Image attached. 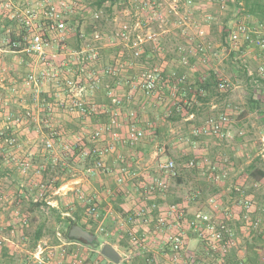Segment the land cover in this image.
<instances>
[{
    "label": "rangeland",
    "instance_id": "rangeland-1",
    "mask_svg": "<svg viewBox=\"0 0 264 264\" xmlns=\"http://www.w3.org/2000/svg\"><path fill=\"white\" fill-rule=\"evenodd\" d=\"M8 1L12 8L3 6ZM67 1L74 6L66 14L69 31L62 41L50 36L46 48V64L57 66L58 71L54 79L49 76L36 87L27 83L28 76L38 74L45 65L37 56L13 49L11 43L23 33L21 12L41 0H0V240L5 244L0 264H113L100 255L104 244L118 252V264H148L147 259L152 260L150 264H170V252L159 246L152 223V248L130 244L126 210L133 212L146 204L139 185L144 177L163 176L156 165L171 160L178 177L167 178L168 189L159 202L186 203L193 212L207 210L208 198L216 197L221 204L219 216L233 218V199L228 198L233 191V167L254 165L263 176L249 171V178L264 179L260 157L264 131L261 122L248 115L247 100L253 93L246 89V72L260 74L259 69H264L249 54L263 58L264 52L255 46L234 52L225 43L234 22H250L228 5L229 0H106L100 8L98 0ZM124 24L129 27L130 41L136 35H156V47L144 46L143 51L148 50L144 59L134 56L130 41L124 43L116 36ZM94 33L98 39L91 37ZM90 48L98 50V57L85 60ZM80 49L86 51L84 57L77 55ZM151 69H157L161 79L154 94L147 97L140 89V77ZM210 74L216 84L197 92V84ZM218 81H226L230 89H219ZM21 102H32L33 108H23ZM75 102L93 107L94 112L83 114ZM116 112L115 126L104 132ZM221 115L228 118L223 127L227 137L198 133L207 127L209 118ZM241 116L246 119L239 123ZM132 128L142 136L130 145L126 136ZM99 130L101 137L94 140ZM109 146L114 152H105ZM98 150L104 152L103 168L97 164ZM192 160L195 165L189 168ZM207 162L217 166L212 175L219 176L217 182ZM123 167L133 179L127 177L118 185L115 172ZM70 179H78V185L57 189ZM259 193L253 203L262 209ZM93 205L96 220L88 211ZM74 214L79 219L76 226H85L95 236L93 242L66 239ZM256 217L252 221L256 231L250 233L254 235L264 227V218ZM243 221L250 229L251 219ZM40 225H44L43 235L35 243ZM246 233L239 234L241 247ZM38 246L39 261L34 257ZM197 246L190 242L179 264H191L192 252L208 258Z\"/></svg>",
    "mask_w": 264,
    "mask_h": 264
},
{
    "label": "built area",
    "instance_id": "built-area-1",
    "mask_svg": "<svg viewBox=\"0 0 264 264\" xmlns=\"http://www.w3.org/2000/svg\"><path fill=\"white\" fill-rule=\"evenodd\" d=\"M190 3V1H189ZM5 8H12L11 3L8 1L3 5ZM240 6V4H239ZM241 7V6H240ZM74 6L68 3L67 0H41L40 3L36 5L26 6L25 9L20 14V23L23 28V33L18 37L17 40L12 41L11 46L13 49L19 52H25L28 54H33L38 57L45 68L40 70L38 74H30L27 79L28 84H33L38 87L43 84L44 81L51 76L53 79L54 73H57V66H52L51 64H46L47 59V47L49 45L50 36H56L55 40L62 41L65 33L69 31L66 26V14L71 13ZM238 11H243V8H238ZM97 18V15H95ZM116 36L124 43L130 40L129 27L124 24L122 28L118 31ZM79 37L84 38V34H80ZM94 39H98V34L94 33L91 35ZM156 35H148L145 38L136 35L134 39L130 41L129 47L133 49L134 56H141L144 51L143 48L146 45H152L156 47L157 45ZM225 43L234 52L240 49L249 48L252 46L258 47L260 50L264 51V24L262 23H244V22H234L233 28L227 30V36ZM199 51H203V48L199 47ZM77 55H82L86 53L85 50L80 49L76 51ZM85 60H94L98 57V50L96 48H90L87 52ZM57 57V55H54ZM184 64H186L185 59L182 58ZM60 66V65H59ZM58 66V67H59ZM51 73H53L51 75ZM259 73L264 76V69L260 68ZM140 89L143 94L152 96L157 89V85L160 77V72L157 69H151L148 72H143L141 74ZM185 77H182L179 81H183ZM70 84H72L70 82ZM218 88L227 90L230 89L231 85L226 81H220L218 83ZM80 112L90 116L94 112V108H84L79 102L74 103ZM118 104V102H117ZM118 117V112L110 118L111 125L105 128L104 132H109L111 128L115 126L116 119ZM192 118V116H191ZM228 123V118L225 115H221L218 119L209 118L206 122V128H201L198 131L199 134H208L218 138L227 137V133L224 131V126ZM101 135V130L97 131L93 135L94 140H98ZM114 139H118L117 134H113ZM142 133L131 129L126 136V141L130 145H133L136 141L140 139ZM262 152L261 159L264 162V137L262 138ZM50 147V144H48ZM109 152H114V147L109 146ZM85 156L87 153H83ZM104 152L96 151L98 159V167H105L101 162ZM120 162L124 160L118 158ZM194 161L188 163L189 168L194 167ZM209 169L211 171V178L213 181H218L219 176L214 175L217 171V166L207 162ZM156 170L163 176H158L155 178L144 177L143 182L139 185L141 189L140 196L143 197V201L146 204L142 207H137L132 213L127 212L129 215L128 222L131 225L127 229V235L130 240V244L137 248L150 249V224L152 223V233L159 237V246L164 249L169 250V263L179 264L180 255L188 252L189 243H198L197 248H202L204 254L208 258L204 259L200 257L196 252H192L190 256L191 264H245L243 260H237V262H229L228 259L230 254L236 249L237 237L235 230L232 226L233 218L230 214H225L219 216L221 210V204L217 201L216 197H210L206 201L205 205L207 210L201 208L196 209L193 212L187 210L186 203L182 204H166L161 203L159 200H163V194L168 189L167 178H176L178 173L176 167L171 160H166L165 162H158L156 165ZM111 173V172H110ZM115 182L118 185L124 183L128 178L133 179L129 172L123 167L114 176ZM256 188H260L264 194V187L260 185H255ZM242 210L244 211V219L248 220L249 214L253 211V202L249 199L244 200L240 203ZM90 211L94 220H96V206L93 205L88 209ZM140 223L142 230L138 232L135 226ZM258 222L254 223L257 225ZM264 223V220H263ZM251 224V222H250ZM253 226V223L251 224ZM185 229L186 231H184ZM61 237V234H57ZM3 240H0V254L4 247ZM196 249V248H195ZM37 254L34 257L39 261V255L41 248L38 246ZM148 264L152 263V260H146ZM185 263V262H184ZM188 264V263H185Z\"/></svg>",
    "mask_w": 264,
    "mask_h": 264
},
{
    "label": "crops",
    "instance_id": "crops-1",
    "mask_svg": "<svg viewBox=\"0 0 264 264\" xmlns=\"http://www.w3.org/2000/svg\"><path fill=\"white\" fill-rule=\"evenodd\" d=\"M234 1L235 0H229L227 3L229 6H233V10H235V5H234ZM239 4H242L241 2H239ZM247 8L251 10V13H247L246 17L248 19V22L251 24L254 23H262L264 24V0H250V2L247 3ZM254 50V48H252L250 50V52L248 51V53H252V51ZM259 51V50H258ZM264 52V51H263ZM264 55V54H263ZM255 55H251L249 54V57L252 58V60L254 61V63L260 65V66H264V57L263 58H259ZM16 59V58H15ZM263 68V67H262ZM247 73V83H246V89H252L251 92L253 93L252 95H250L251 98H249V100H253L256 101L259 109H250L248 112V115L250 117H254L255 120H258L261 122L262 127H263V131H264V113H263V109H264V76H261L260 74H256L255 70L248 71ZM262 87V88H261ZM260 88V89H259ZM259 89V90H256ZM262 90V91H261ZM257 92L260 94H257ZM262 95V96H261ZM249 100H247V103L249 104ZM247 104V105H248ZM19 105H21L23 108L27 107L28 109H30L29 107L32 106V102H21ZM33 108V107H31ZM193 115V114H191ZM97 118V117H95ZM239 123L244 121L246 119L243 118L242 116L239 117ZM119 151V150H117ZM127 153V152H125ZM129 154V153H127ZM253 166L255 169H258L257 167ZM251 166H247L246 168H243L242 166H235V168L233 167V186L231 190L230 194H229V199L232 200L233 199V229L235 230V234L238 240L239 234L240 233H246L247 235L244 234V236L242 237H246L245 240V245L244 247L240 246V242L237 241L238 245L236 247V249L233 250L232 254H233V259L229 257L228 261L229 262H237V260H243L245 262V264H264V227H262L263 229L260 230V232H257V235L254 234H250L252 230L256 231V228L253 226L252 227V221L255 220L258 216H260L261 218H264V208H259L257 207V205H255V203H253V211L252 213L249 214V219H251V224L250 225V229L248 227L245 226L244 221V211L242 210V207L240 205V203H242L244 200L249 199L253 202V200L255 199V193H259V188H256L255 185H260V186H264V179L260 180V181H256V180H251L249 178V167ZM235 169V171H234ZM116 174L118 173L117 171L115 172ZM256 174H261V172H258ZM264 178V177H262ZM101 181V180H100ZM78 182V179H70L68 181H66L65 183H61L58 186V190H60L61 188H63L64 186L68 185L71 188H74L75 186H77L78 184H76ZM102 183H107V181H103ZM101 183V184H102ZM199 193H195L193 195V197H190L189 200H187V203L189 204L193 199H195V197L198 195ZM261 195V198L264 202V194L259 193ZM187 205V204H186ZM264 207V205H263ZM130 209V208H129ZM137 209V207H136ZM126 210V208L124 209ZM135 210V208H134ZM133 210V211H134ZM261 210L260 215L258 214V212ZM129 210H126V213ZM132 213V212H130ZM107 213H105L106 215ZM240 217L239 220H234V219H238ZM247 223V222H245ZM247 225V224H246ZM144 226H142L140 223H138L135 226V229L138 230V232H140L142 230ZM73 228V227H72ZM72 230V229H71ZM70 230V231H71ZM249 230V231H246ZM246 231V232H245ZM73 238V237H71ZM157 238L159 239V237L157 236ZM156 238V239H157ZM241 238V237H240ZM76 240H79L77 238H74ZM248 239V240H247ZM160 240V239H159ZM248 242V243H247ZM74 242H71V244H73ZM154 245L152 244L151 248ZM101 255V254H100ZM102 256V255H101Z\"/></svg>",
    "mask_w": 264,
    "mask_h": 264
},
{
    "label": "trees",
    "instance_id": "trees-1",
    "mask_svg": "<svg viewBox=\"0 0 264 264\" xmlns=\"http://www.w3.org/2000/svg\"><path fill=\"white\" fill-rule=\"evenodd\" d=\"M106 0H98V3H97V6L98 8H100L104 3H105ZM111 1H117V0H111ZM239 2H241L242 4H240L239 6ZM250 2V0H235L234 1V5H235V8L238 9V8H243V11H241L243 14H247V13H251V10L247 8V3ZM15 38L12 37V40H14ZM147 50V49H146ZM148 55V50L147 51H144V53L140 56L142 57L143 59ZM219 83V81H218ZM217 83V85H218ZM213 84H216V79H215V76L213 74H210L209 78L207 79H204L203 81H201L200 83L197 84V92H202V91H208ZM249 106H251V109H259V106L257 104L256 101H253V100H249ZM193 113V112H192ZM174 114H176L177 116L179 115V112H177L175 110ZM249 171L251 172L250 174L251 175H254L255 173H257V169H255L253 166L249 167ZM260 175L263 176V174L261 173ZM261 176V177H262ZM178 177V175H177ZM52 211H55V210H52ZM74 219L73 220H70L71 221V224L69 227L72 228L73 226H76V225H79L78 223V218H77V215L74 214ZM58 219H59V216H58ZM83 229L86 230V227L85 226H81ZM43 229H44V225H40L37 227V230L35 232V237H34V241L35 243H37L40 238L42 237V233H43ZM66 236V239L67 240H75L74 238H71L69 236V232H67V234L65 235Z\"/></svg>",
    "mask_w": 264,
    "mask_h": 264
},
{
    "label": "water",
    "instance_id": "water-1",
    "mask_svg": "<svg viewBox=\"0 0 264 264\" xmlns=\"http://www.w3.org/2000/svg\"><path fill=\"white\" fill-rule=\"evenodd\" d=\"M69 236L73 238H77L79 240H83L87 243H91L95 240V236L91 235L86 230H83L79 226H74L72 230L69 232ZM100 254L111 261L113 264H118L121 260L118 252L109 244H104L101 247Z\"/></svg>",
    "mask_w": 264,
    "mask_h": 264
}]
</instances>
